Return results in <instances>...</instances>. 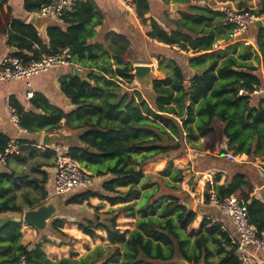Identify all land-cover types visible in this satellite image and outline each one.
<instances>
[{
	"label": "trees",
	"instance_id": "16d2710c",
	"mask_svg": "<svg viewBox=\"0 0 264 264\" xmlns=\"http://www.w3.org/2000/svg\"><path fill=\"white\" fill-rule=\"evenodd\" d=\"M162 1L167 5L170 0ZM5 2L0 0V38L6 36V44L16 49L14 56L28 62L38 59L41 53L67 48L71 60L87 73L85 78L72 74L60 78L61 92L74 105L70 112L52 105L39 93L29 98V109L11 97L19 126L29 133L54 132L64 120V129L77 138V143L66 147V153L93 176L110 177L102 181L101 191L91 189V184L62 194L64 206L85 204L92 209L90 214L78 215L74 222L77 228L89 237H94L96 230H104L107 242L88 247L79 257L70 251L68 257L53 261L44 253L43 243L72 246L77 241L61 230L66 219L56 217L49 223L48 230L59 242L44 232L39 233L40 241L32 247L21 242L22 223L9 220L0 228V264H15L22 255L33 264H177L178 259L211 264L213 255L219 256L217 264H240L230 238L216 223L204 218L197 231H188L197 213L183 199L188 195L181 189L185 169L174 165L180 161L190 167L184 153L187 145L204 155L217 153L216 126L221 124L232 155L244 153L264 170V98L249 94L264 84V26L254 34V45L258 47L255 57L261 56L254 65L250 61L254 45L241 43L238 55L233 47L231 55L218 61L221 56L211 50L217 37L208 29L218 11L190 5L178 19L169 18L173 25L169 30L151 19L146 33L150 39L196 53L190 61L193 65L204 63L206 57L214 58L209 66L191 75L187 83L180 66L158 57V67L167 62L171 72L163 79L152 80L153 96L145 100L140 92L126 90L120 84L133 79L132 65L123 59L128 40L120 37L114 61H109L101 46L89 42L93 27L101 20L91 0L78 1L73 12L62 16L63 23L48 26L46 41L33 25L3 11ZM49 2L24 0L23 7L36 12ZM132 2L139 22L144 23L149 10L147 0ZM94 69L100 74L95 75ZM240 89L247 93L240 94ZM7 140L0 134V152ZM49 153L53 154V150L46 149L45 154ZM156 164V174H149ZM220 176L221 172L215 171L213 183L205 184L204 201L209 203L210 188L219 198L233 194L246 202L249 221L258 231H264V203L251 195L252 178L245 172L230 171L218 184ZM46 178L43 173V180ZM14 180L11 173H0V213H21L20 207L10 204L13 196L9 182ZM29 183L39 188L37 181ZM199 186L196 182L190 189L198 192ZM91 197L105 199L111 205L123 204L99 211L101 205H91ZM121 214L135 217L132 230L119 229L117 219Z\"/></svg>",
	"mask_w": 264,
	"mask_h": 264
},
{
	"label": "crops",
	"instance_id": "0c3cea01",
	"mask_svg": "<svg viewBox=\"0 0 264 264\" xmlns=\"http://www.w3.org/2000/svg\"><path fill=\"white\" fill-rule=\"evenodd\" d=\"M24 0H6L3 4L2 9L5 12H9L11 16L15 18L23 19L25 22L28 18L36 12H28L23 7ZM84 1V0H79ZM100 17V22L93 27V33L90 37L89 42L95 43L102 47L110 57L109 61H114L113 54L118 49L120 44V37L128 40L129 46L126 53L123 55L124 61H128L132 66L134 64L149 63L152 65L154 78L163 79L170 74L169 66L167 62L162 63L158 67V57L162 61H171L173 64L178 65L182 68V71L187 76L186 82L191 75L199 72L200 70L209 66L210 61H213V57H206L199 65H193L190 63L196 53L191 51L182 53L180 50L167 46L160 42H156L150 39L146 33L150 30V20L154 19L159 24L165 27L166 30L173 27L169 18L178 19L181 16V12L188 11L190 5H198L201 9H209L216 12V8L221 4H227L234 8H250L258 9L264 5V0H170L167 5L162 0H147L149 10L145 13L144 17L146 21L140 23L137 15L126 10L119 0H91ZM176 3L177 6H173L175 10H171V5ZM213 16L211 23H209L208 29L216 34L217 41L222 37H227L231 30V25L226 23L222 15L217 12ZM56 24L55 21H53ZM264 24V20H263ZM264 26V25H263ZM44 26L41 31H37L40 37L46 41V28ZM181 31V30H180ZM253 39L252 45H254V34L249 33ZM238 42L228 41L222 48L211 50L215 54H219L221 57L218 61H221L223 57L231 55L233 47L235 48V55L240 53L242 46ZM255 51L258 52L257 45L253 46L252 56L250 61L254 65H257L259 58L255 57ZM6 55H13L12 47L6 44V36L0 38V59ZM114 68L115 65L112 64ZM97 70V69H94ZM98 71V70H97ZM72 74V68L68 66H58L55 68L48 69L47 71L33 75L28 79L30 90L33 93L42 94L47 100L54 106L61 108L65 112L73 110L74 105L71 101L61 92L60 90V78L62 76ZM121 85L126 90H136L141 93L145 100H148L153 96V93L149 90L142 91L138 86L132 85L129 88V83L123 81ZM132 89V90H131ZM15 97L24 109H29V98L26 97V81L25 80H11V81H0V134L7 137V143L10 140H15L19 144L18 151L7 157L5 162H0V173L7 172L11 173L14 181H10L11 194L13 196L10 204L20 207L21 213L24 210L37 207L44 203L47 198L53 194V154H45V150H53L52 147L44 148L41 146V141L45 132L40 131L36 133H29L27 131L22 132L16 126H14L8 115V104H10V98ZM64 120H61V128L51 132V134H57L59 137L53 147L62 146L64 148L72 143H77L76 135L63 127ZM218 130V150L222 148L226 150V154L219 155L218 151L213 156L219 157L213 159L210 155H204L205 152L191 149L187 151L186 156L190 161V167L192 170H198L199 174L205 175V181L203 185L208 181H212L211 173L214 171H220L221 176L218 180V184H222L230 171H241L247 173L253 180L254 189L251 195L258 198L264 203V170L258 165V161L253 162L244 153L232 155L231 151L227 147L226 138L222 136L221 124H217ZM55 140V141H57ZM203 142V139H200ZM6 143V144H7ZM6 146V145H5ZM200 156V157H199ZM199 157V158H198ZM204 157L205 159H201ZM197 166V168L195 167ZM213 166V167H212ZM197 171V170H196ZM43 173L46 174V180H43ZM93 183L91 189L95 191H101V183L103 180L109 178L106 176H93ZM204 179V178H203ZM30 180L37 181L39 188H35L34 183H29ZM214 181V176H213ZM202 185V186H203ZM45 192V196L41 194V190ZM120 190H125L126 187H119ZM201 185L199 186L198 192H193L194 207L196 216L194 221L188 227L189 232H195L199 229L202 220L205 218L210 223H216L220 229L228 235L230 242L237 252L238 234L232 225V223L221 215L215 207L204 201V193L201 191ZM104 194V192H102ZM197 199V201H196ZM89 203L93 206L101 205L99 211H104L108 208H116L121 206L123 203H117L111 205L105 199L98 197H91ZM92 209L82 205H62V211L58 217L66 219V223L63 225L61 230L68 236H71L77 241L69 246L63 244L56 246L50 243H43L42 249L50 260H58L62 257H68L70 251H74L78 254V257L86 252L88 247H93L97 243L107 242L106 232L104 230H96L94 237H89L83 234L74 223L80 213L90 214ZM12 214H20L10 212ZM6 215V213H1ZM118 227L121 231L132 230L135 227V217L121 214L118 219ZM22 223V222H21ZM33 227L26 226L24 223L21 225V242L29 247H32L36 242L40 241L41 235ZM44 235L58 242L59 238H56L49 230L45 231ZM60 241V240H59ZM212 248V246H211ZM231 251V249H230ZM247 253L252 258V264H264V252L255 249L253 246L246 247ZM211 264H217L219 261L218 255H213L209 259ZM200 264H204L203 262Z\"/></svg>",
	"mask_w": 264,
	"mask_h": 264
},
{
	"label": "built area",
	"instance_id": "2783aa9c",
	"mask_svg": "<svg viewBox=\"0 0 264 264\" xmlns=\"http://www.w3.org/2000/svg\"><path fill=\"white\" fill-rule=\"evenodd\" d=\"M79 0H50L49 3L42 5L36 13L47 16L53 21L63 23L62 16L74 11ZM122 6L129 12L136 14L135 5L132 0H119ZM216 10L222 15L224 21L231 25V30L227 37H222L213 42L211 48L217 50L222 48L229 40L240 42L243 45H252L253 39L248 33L249 24L257 20H264V5L258 9L234 8L227 4L219 5ZM162 43V42H160ZM165 44V43H162ZM169 46L168 44H165ZM171 47L185 50L177 45ZM76 65L70 58L67 48L58 50L55 53H41L39 58L28 62H23L21 58L14 55H6L0 59V81L25 80L26 97L30 98L33 92L30 90L28 79L36 74L47 71L58 66H68L72 68ZM123 81V80H122ZM124 83V81H123ZM121 84V83H120ZM124 87V84H121ZM264 90V84L256 87L250 95H260ZM239 93H247L240 89ZM8 115L11 123L20 131L25 132L19 126L18 115L15 108L8 104ZM19 144L15 140H10L3 151L0 152V162H5L8 156L18 151ZM53 193L64 194L74 188H87L93 183V175L77 160L66 153V148L56 147L53 149ZM210 184L213 181H208ZM209 204L229 219L238 234L237 252L240 264H252V258L247 253L246 247L253 246L255 249L264 252V231H258L255 224L249 221L247 204L244 200L231 194L219 198L216 192L210 188L207 191ZM192 197H193V193ZM197 201V199H196ZM15 264H33L26 260L22 255Z\"/></svg>",
	"mask_w": 264,
	"mask_h": 264
},
{
	"label": "water",
	"instance_id": "95a60500",
	"mask_svg": "<svg viewBox=\"0 0 264 264\" xmlns=\"http://www.w3.org/2000/svg\"><path fill=\"white\" fill-rule=\"evenodd\" d=\"M171 10H175L173 6H177L176 3L171 5ZM28 24L33 25L37 31H41L44 26H50L54 25V22L51 18L43 15H39L37 13L32 14L28 20L26 21ZM263 21L257 20L255 22H252L249 24L248 27V33L255 34L261 27H263ZM181 30V28H179ZM13 52L16 51V49L12 48ZM152 65L149 63H142V64H134L132 66V71L130 72L133 76V79L130 81V85H136L139 88L142 89V91H151L153 93L152 89V80L154 79V73L152 69ZM93 73L95 75H99L100 72L97 70H93ZM86 71L79 67V66H73L72 67V76L79 77V78H85ZM261 97L264 98V90L260 94ZM57 134H51V132H45L41 141V146L44 148L52 147L55 149L56 147H53L56 142H60L58 139ZM57 140V141H55ZM219 155L226 154V150L219 148L218 150ZM171 154H168V157H171ZM64 200L62 195L53 193L47 200L42 203L41 205L24 210L20 214H12L10 212H7L6 215H1L0 213V228L9 220L15 221V222H22L26 226H30L35 228L39 233L46 231L49 228V223L54 218L58 217L59 214L62 211V205H64ZM186 205L189 209H193L194 207V200L190 197H187L185 200ZM177 264H192L188 263L182 259H178L175 261Z\"/></svg>",
	"mask_w": 264,
	"mask_h": 264
},
{
	"label": "rangeland",
	"instance_id": "374dc122",
	"mask_svg": "<svg viewBox=\"0 0 264 264\" xmlns=\"http://www.w3.org/2000/svg\"><path fill=\"white\" fill-rule=\"evenodd\" d=\"M238 43H240V42H238ZM242 44V43H241ZM241 44H239V45H241ZM243 45V44H242ZM129 88H131V85H130V82H129ZM132 90V89H131ZM203 142H199V144H202ZM62 146H59V148H61ZM191 149H194V148H191L189 145H187L186 146V148H184V153L186 154V152L187 151H192ZM195 150H197V149H195ZM188 153V152H187ZM200 157V156H199ZM198 157V158H199ZM201 158H204V157H201ZM157 167H158V164H156V166H155V169L154 170H152V171H149L150 173L149 174H156V169H157ZM174 167L175 168H183V169H185V176L183 177V180L181 181V189H182V191H184V192H186V193H188V195H184V197H183V199L184 200H186V198L187 197H191L192 196V194L191 193H193V192H191L190 191V188H191V186H195V184H196V182H199V185H201V192L202 193H204L205 192V186L203 185V183L204 182H206L205 181V179H202V178H204V175H202V173L201 174H199V172L198 171H196V170H192L193 168L192 167H188V165H185L184 163H182V162H176L175 163V165H174ZM215 172V171H214ZM214 172L213 173H211V177H212V181H213V176H214ZM148 174V175H149ZM191 180V183L189 182ZM203 185V186H202ZM77 188H74V189H72V190H76ZM68 193V192H67ZM48 230V229H47ZM46 230V231H47ZM38 232V231H37ZM45 232V231H44ZM44 232H41V234H43ZM39 233V232H38ZM40 234V235H41ZM39 235V234H38ZM57 238V237H56ZM58 242H59V240H58Z\"/></svg>",
	"mask_w": 264,
	"mask_h": 264
}]
</instances>
